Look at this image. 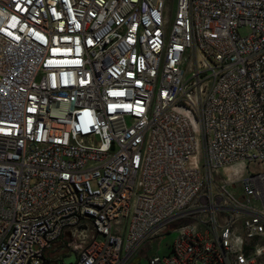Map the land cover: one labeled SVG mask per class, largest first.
Returning <instances> with one entry per match:
<instances>
[{
    "label": "built area",
    "instance_id": "obj_1",
    "mask_svg": "<svg viewBox=\"0 0 264 264\" xmlns=\"http://www.w3.org/2000/svg\"><path fill=\"white\" fill-rule=\"evenodd\" d=\"M254 162L264 0H0V264H264Z\"/></svg>",
    "mask_w": 264,
    "mask_h": 264
},
{
    "label": "rangeland",
    "instance_id": "obj_2",
    "mask_svg": "<svg viewBox=\"0 0 264 264\" xmlns=\"http://www.w3.org/2000/svg\"><path fill=\"white\" fill-rule=\"evenodd\" d=\"M166 6L168 10L170 11L172 7L175 5L176 0H165ZM248 32V29L246 27L240 28V33L246 34ZM246 167L242 166L240 169L243 171V174H246L247 172H257V171H264V162H254L245 165ZM183 221V220H182ZM181 220L175 222L180 223ZM173 223V224H175ZM178 232L176 229H171L168 232H159L157 236H154L152 238L147 239L146 241L142 242L140 244V248H143L145 250L143 254L141 255L139 261L136 264H149L148 258L151 255L154 254H166L170 250V245L174 241L175 237L177 236ZM36 247V246H35ZM65 252L64 247H59L58 250H56L52 255H62ZM74 258V254L68 255L64 259L65 264H69Z\"/></svg>",
    "mask_w": 264,
    "mask_h": 264
},
{
    "label": "flooded vegetation",
    "instance_id": "obj_3",
    "mask_svg": "<svg viewBox=\"0 0 264 264\" xmlns=\"http://www.w3.org/2000/svg\"><path fill=\"white\" fill-rule=\"evenodd\" d=\"M132 257H133L132 259L134 260V258H135V260H134V261H135V262H137V261L140 259L141 255H140V254H137V253H135V254H134ZM132 259H131V260H132Z\"/></svg>",
    "mask_w": 264,
    "mask_h": 264
},
{
    "label": "water",
    "instance_id": "obj_4",
    "mask_svg": "<svg viewBox=\"0 0 264 264\" xmlns=\"http://www.w3.org/2000/svg\"><path fill=\"white\" fill-rule=\"evenodd\" d=\"M71 262H72V261H71ZM71 262H70V263H71ZM70 263H69V264H70Z\"/></svg>",
    "mask_w": 264,
    "mask_h": 264
}]
</instances>
